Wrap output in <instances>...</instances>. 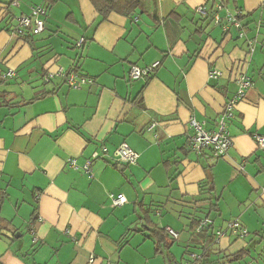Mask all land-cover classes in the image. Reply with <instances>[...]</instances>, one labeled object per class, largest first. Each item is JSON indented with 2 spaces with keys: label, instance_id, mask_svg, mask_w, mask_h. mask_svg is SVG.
<instances>
[{
  "label": "crops",
  "instance_id": "obj_1",
  "mask_svg": "<svg viewBox=\"0 0 264 264\" xmlns=\"http://www.w3.org/2000/svg\"><path fill=\"white\" fill-rule=\"evenodd\" d=\"M217 4L221 17L242 12L246 37L199 21L196 8ZM34 6H49L46 30L19 36L16 19ZM141 11L100 22L90 0H0V264H188L205 252L193 226L208 216V263L264 264V149L254 139L264 136V0H147ZM156 62L151 78L129 79L133 66ZM59 68L95 84L47 83ZM242 69L253 86L228 122L233 146L218 160L193 152L191 120L216 131ZM123 143L136 165L114 160ZM112 194L127 203L114 207ZM183 204L195 214L181 229ZM232 222L248 236L228 230Z\"/></svg>",
  "mask_w": 264,
  "mask_h": 264
},
{
  "label": "built area",
  "instance_id": "obj_2",
  "mask_svg": "<svg viewBox=\"0 0 264 264\" xmlns=\"http://www.w3.org/2000/svg\"><path fill=\"white\" fill-rule=\"evenodd\" d=\"M11 5L19 6L16 1H12ZM215 12L214 23L220 26L225 33H229L231 29L235 28L240 33V38L246 37V32L243 27V23L240 20L243 15L241 11L235 14L228 13L225 17H221L219 12L222 10V5L217 4ZM208 8L206 6H200L196 8V13L200 16L205 17L208 14ZM49 9L43 6H34L30 9V14L22 15L16 19V33L19 36H25L27 33H32L35 36L41 35L46 30V19L48 17ZM137 19V18H136ZM86 44V40L83 38L78 41L76 48H83ZM253 48V43H250ZM253 53V50H251ZM161 65L160 62H156L150 66L139 67L133 66L129 72V79L131 81H137L141 79H149L153 76L155 70ZM15 72L11 71L8 73L6 78H13ZM55 76L61 77L67 83V85L74 90H80L85 87H90L95 84L94 79L82 76L76 71L69 72L64 68H59L56 73H48L45 81L49 83ZM222 73L218 70H211L209 72L210 79H219ZM237 91L234 97L229 99L226 103L223 112L221 113L218 123L217 130L214 132H207L204 129V123H200L195 119L191 120L190 127L193 130V134L190 137V147L191 150L199 155L204 154L207 151L211 152L213 160H218L226 156L228 150L233 146V139L230 136L228 130V122L234 119V111L237 105L242 102L246 96L247 92L253 86L252 80L247 76L245 72L238 75L236 79ZM158 126V123H153L149 130H153ZM255 141L260 149H264V136L255 135ZM98 154H94L92 159L86 163L84 166V171L90 173V167L92 161L98 158ZM114 160L118 163H124L127 165H136L139 155L133 151L126 143L121 144L114 152ZM75 169L78 170L75 162H72ZM112 204L114 207L123 206L127 203V199L123 194L111 195ZM212 225L211 219L202 220L196 227V233L200 234L202 231ZM228 230L234 232L239 238H246L248 236V231L243 229L238 222H232L228 226ZM168 234L174 238H179V233L172 229H167ZM223 231L218 232L219 237L225 235ZM197 254H191L188 264H193L199 260ZM90 262H93L91 258Z\"/></svg>",
  "mask_w": 264,
  "mask_h": 264
},
{
  "label": "trees",
  "instance_id": "obj_3",
  "mask_svg": "<svg viewBox=\"0 0 264 264\" xmlns=\"http://www.w3.org/2000/svg\"><path fill=\"white\" fill-rule=\"evenodd\" d=\"M90 1L92 2L97 13L99 14V17L101 19L100 22H103L107 19V17L111 13L122 14V15L128 16L130 18H133L134 15L138 11L142 12L141 10L143 8L144 2L147 0H90ZM214 16H215V12H214V10H211V11H208V14L205 17L201 16L203 19H200L199 21L207 22L208 24H215L214 23ZM243 19H244V16H241L240 20L242 21ZM243 27H244V25H243ZM225 34H227V33H225ZM28 35L29 36H35L32 33H27L25 36H28ZM249 54H251V50H250ZM241 73H243V69L237 73L236 79H237L238 75ZM210 182H211L210 180H207L206 186H209L211 184ZM207 219H209V216L207 217ZM202 220H195V224L193 226V231L195 233H196L197 225ZM211 230H212V226H208L202 231V233H200V234L196 233V235L200 236V240H202V242L204 243L205 252L203 253V255H201L199 260H197L196 262H193V264H199L200 262L203 261V258L206 259V257H208L209 249L214 245V242H215V235L213 233H210ZM151 233H152L153 239L156 241V245H157L156 252L158 254H161L163 252L162 251V249H163L162 244L165 242L164 239H166L164 231L156 227L153 229V232H151ZM255 235H256V237H258L260 234L258 233ZM249 252H250V250H244L243 252H240L239 254L228 257L227 263L239 261L245 257H248V256H250ZM221 264H223V263H221Z\"/></svg>",
  "mask_w": 264,
  "mask_h": 264
},
{
  "label": "rangeland",
  "instance_id": "obj_4",
  "mask_svg": "<svg viewBox=\"0 0 264 264\" xmlns=\"http://www.w3.org/2000/svg\"><path fill=\"white\" fill-rule=\"evenodd\" d=\"M262 14H261V19H262ZM264 22V21H263ZM39 36V35H38ZM254 48H255V46H254ZM261 62V60L260 59H257V61H256V63L255 64H253V66L255 67V69H257V70H259V69H261V66H259V63ZM202 199H204V198H206V195H202V197H201ZM181 207H180V209H179V211H181V214H183V218L181 219V229H183V222H185V220H187V219H185L184 218V216H187V215H190L191 213L192 214H195V212H194V210L192 209H190V208H192L190 205H186V204H183V206L182 205H180ZM182 207H185V209L184 208H182ZM189 208V209H188ZM185 211V212H184ZM203 210L201 209V212H202ZM200 212V213H201ZM200 213H197L199 216H201V214ZM168 214V211L165 213V216ZM187 233H185L184 235H186ZM140 261H142V259L140 260ZM199 264H211V262L210 263H208V260L207 259H204L202 262H200Z\"/></svg>",
  "mask_w": 264,
  "mask_h": 264
}]
</instances>
